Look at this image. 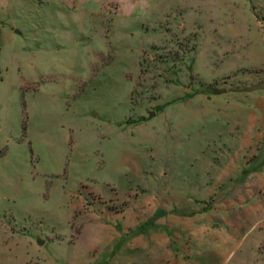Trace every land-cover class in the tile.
I'll list each match as a JSON object with an SVG mask.
<instances>
[{
	"label": "rangeland",
	"instance_id": "obj_1",
	"mask_svg": "<svg viewBox=\"0 0 264 264\" xmlns=\"http://www.w3.org/2000/svg\"><path fill=\"white\" fill-rule=\"evenodd\" d=\"M261 39L264 0H0V264H55L98 222L121 235L89 264L144 257L132 218L171 235L153 264H264L234 102L264 94Z\"/></svg>",
	"mask_w": 264,
	"mask_h": 264
},
{
	"label": "crops",
	"instance_id": "obj_2",
	"mask_svg": "<svg viewBox=\"0 0 264 264\" xmlns=\"http://www.w3.org/2000/svg\"><path fill=\"white\" fill-rule=\"evenodd\" d=\"M262 40V39H261ZM264 43V39L262 40ZM203 98L199 99H181L179 102H204L205 105L210 103V105H218L217 102H222L218 98L208 97V93H202ZM206 95V96H205ZM234 102L241 103V110L243 114V136L241 149L243 154H252L258 155L259 163L258 167L251 166L252 163H248L246 166L247 174L244 176L243 180L245 185H264V94H255L248 92V94L242 95V97L234 100ZM196 104V103H195ZM238 106V104H237ZM213 109V107H212ZM179 117L181 122L184 121L185 124L188 123L191 116H189L187 111V106L182 104L179 110ZM207 118H210L211 115H207ZM234 145V143H233ZM231 149H235L234 146ZM240 148H238L239 150ZM262 156V157H261ZM245 169V168H244ZM229 172V170H228ZM259 178V183L252 182V179L256 177ZM83 204V203H82ZM81 204V205H82ZM84 217L86 218V208L82 207ZM133 219V218H132ZM129 222L127 219L123 220L121 223L122 232H127L129 230H134L135 235H132L130 239H127L124 246H132L134 248L138 247L144 250V257L138 258L133 252L124 254L126 251L122 250L123 258L121 264H139V262L144 261L142 258L146 259L145 264H153L151 256L155 255L158 250H167L169 242H171V235L169 232L161 231L154 228H145L139 229L138 224L134 223L133 220ZM121 235V234H119ZM119 235H115L110 226L105 225L104 223L98 222L94 231L88 232L86 235V225L82 226L79 230L72 232L69 237V245L67 248V255L62 261L55 260V264H89L90 263V252L93 250L92 244L100 245L105 253L108 251L109 241L117 242ZM116 237V238H115ZM115 246V244H111ZM94 246V245H93ZM112 246L109 250V253L113 252ZM126 246L125 249L128 247ZM130 257V258H129ZM105 258H103V261Z\"/></svg>",
	"mask_w": 264,
	"mask_h": 264
},
{
	"label": "water",
	"instance_id": "obj_3",
	"mask_svg": "<svg viewBox=\"0 0 264 264\" xmlns=\"http://www.w3.org/2000/svg\"><path fill=\"white\" fill-rule=\"evenodd\" d=\"M224 91H225V89H221V90H218V89H217V90H216V92H218V93H221V92H224ZM151 115H154V112H152ZM39 242H40V243H43L42 240H39Z\"/></svg>",
	"mask_w": 264,
	"mask_h": 264
}]
</instances>
